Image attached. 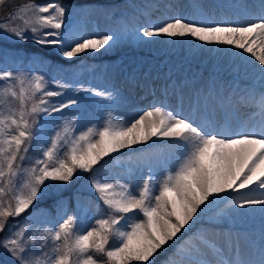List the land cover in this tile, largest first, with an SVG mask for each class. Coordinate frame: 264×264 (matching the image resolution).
Masks as SVG:
<instances>
[{
    "label": "snow or ice",
    "instance_id": "6c2138e0",
    "mask_svg": "<svg viewBox=\"0 0 264 264\" xmlns=\"http://www.w3.org/2000/svg\"><path fill=\"white\" fill-rule=\"evenodd\" d=\"M65 18L66 8L59 0L43 5L29 2L10 14L6 23H0V30L20 41H27L25 33L30 32L36 44L56 48L68 60L89 51L99 52L119 39L114 34L64 32ZM141 32L148 38L191 37L205 44L240 49L249 54L250 62H256L264 88V0L259 14L245 24H197L174 17ZM0 81V232H10L0 240V247L18 264H153L157 254L171 247L170 242L178 241V234L199 219V212L229 189L233 193L247 190L238 197H228L233 211L258 207L264 218V91L258 96L252 92L247 98L261 117L251 130L216 131L210 121L197 124L163 106L142 110L131 120L109 112L102 125L81 130L78 119L63 115L79 101L69 98L54 103L50 99L62 97L70 84L11 71H0ZM78 91L102 100L114 99L106 90ZM54 113L62 114V122L48 142L47 120L40 117ZM154 138L169 139L183 150L177 166L162 179L149 175L134 188L118 178H101L95 166L105 157ZM33 147H39L41 154L29 161L30 167H22ZM78 173H92L90 187L106 209L104 218L96 219L94 226H78L73 216L54 228L30 233L29 225L8 223L9 217L21 216L44 194L47 182L66 184ZM49 241L50 250L39 254L30 250L37 245L47 248ZM256 247V260L240 259L238 246L236 258L226 259L215 241L199 236L179 243L167 264H264V234Z\"/></svg>",
    "mask_w": 264,
    "mask_h": 264
},
{
    "label": "rangeland",
    "instance_id": "374dc122",
    "mask_svg": "<svg viewBox=\"0 0 264 264\" xmlns=\"http://www.w3.org/2000/svg\"><path fill=\"white\" fill-rule=\"evenodd\" d=\"M48 2L51 1L37 4L43 5ZM261 2L262 0H124L123 7L110 15L97 3L72 5L60 2L66 8L62 31L83 36L114 34L119 37L111 47L106 45L99 52H92L89 55L90 58L92 55L104 56V60L93 66V60L86 59L73 71L60 70L50 66L48 60L37 53L24 55L9 51L4 47L2 40H12L16 37L0 30V71L24 73L28 76L44 75L48 79L70 84L71 88L65 89L62 97L50 99L54 103L69 98L77 99L78 105L66 109L63 115L70 114L78 119L81 130L92 124L102 125L109 112L118 118L131 120L142 110L152 106H163L172 110V107L181 105L188 111V115L183 117L187 116L190 120L195 114L206 116L213 109L223 115L221 119L215 120L217 124L224 122L227 127L234 129L246 124L252 128L261 119L260 114L251 120L249 118L251 113L245 112L248 107L243 105L239 108V102L235 101L242 98L239 97L240 92H245L249 96L252 91L245 84L246 87L242 89H234L237 85L241 86V83L235 80L237 76L242 80L250 79L256 73L253 78L260 79L259 72L249 66L252 62L248 53L241 51L239 56H234L231 55L229 46L205 44L191 37L173 38L164 35L143 37L141 29L158 25L174 17H184L197 24L241 25L259 14ZM28 3H21L8 13L0 15V23H6L10 14ZM27 15H31L30 10L27 11ZM15 23L19 24L20 21L17 20ZM25 35L31 37L32 34L26 32ZM197 49L202 50L201 54H197ZM215 50L225 51L222 61L219 62L215 58ZM232 51L235 53L238 49L232 46ZM193 64L196 65L195 75H192L190 70ZM158 75H162L166 81L179 82L170 86L161 85L157 80ZM2 83L0 81V84ZM50 87L56 90L55 85ZM82 88L112 92L114 99L102 100L91 93L78 91ZM132 88L137 89V93L141 95L136 97L129 94L127 91H132ZM130 102L137 105L129 106ZM144 102L148 103L142 108L140 105ZM149 102L152 105L149 106ZM101 109H104L103 113ZM40 119L47 120V135L50 142L56 126L62 122V114L54 113L51 117ZM157 141L165 145L164 157L157 160L154 165L145 167L134 163L127 158L126 153L129 149H125L120 153L111 154L113 167L110 176L129 182L134 188L139 187L143 179L149 175L154 180L162 179L168 170L177 166L183 150L169 139L162 138ZM25 164L26 161L22 163V167H25ZM246 191L233 193L229 189L224 192L222 200L215 199L213 207L204 208L198 213L199 219H196L195 223L190 222L193 231L191 230V235H186L181 243L189 238L203 236L215 241L223 249L226 259L236 258L237 246L240 259L245 261L258 259L256 246L264 234V218L261 216L260 208H236L233 211L229 206V196L238 197ZM104 211L105 209L98 206L87 208L83 216L84 221L79 226L91 224L92 220ZM64 215L75 217L72 211ZM0 252H3L2 256L7 254L2 247Z\"/></svg>",
    "mask_w": 264,
    "mask_h": 264
},
{
    "label": "trees",
    "instance_id": "16d2710c",
    "mask_svg": "<svg viewBox=\"0 0 264 264\" xmlns=\"http://www.w3.org/2000/svg\"><path fill=\"white\" fill-rule=\"evenodd\" d=\"M51 0H0V15L8 13L17 5L24 2H34L41 3ZM66 4L82 5V4H93L99 3L106 14L110 15L114 12H117L120 7H123L124 0H59ZM4 47H7L9 51H15L20 54L29 55L30 53H37L43 58H46L49 62V65L52 67H57L64 71H73L78 68L83 61L86 59L93 60V66L99 65L103 60L104 56L91 55V51L78 55L77 57L72 58L71 60L64 59L58 54V50L53 47H44L36 44L31 37L27 41H20L18 38L12 40H2ZM195 67L193 64L190 66L192 75H195ZM84 97L87 99L85 93ZM104 109H101L103 113ZM165 145H161L157 139L149 141L147 144L136 145L129 149L126 153L127 158L133 160L136 164L144 165L145 167L149 165H154L157 160L163 158V148ZM41 154L39 147H33L29 149L28 157L29 159L25 160V167H30L29 161L36 156ZM111 155L105 157L101 161L100 165L95 166L99 169V175L103 179L109 181L114 180L113 176L111 177L112 162ZM102 165V166H101ZM95 170V169H94ZM92 173H78L74 176L73 180L68 183L62 182H47L48 187L44 188V194L40 196L36 202L25 213H22L19 217H9L8 223L13 224L17 221L22 225H29V233L36 229L43 230L44 228H54L59 223L63 222L67 217L64 214H69V211H72L77 218L78 226L82 221H84L83 216L85 215L86 209H92L96 206L105 209L103 202L99 200L98 195L90 187V178ZM84 189V190H83ZM91 189V190H90ZM86 193V194H85ZM85 194V195H84ZM225 193H221L220 197L217 198L218 201L223 199ZM7 200L8 197H5ZM81 199V200H78ZM78 202V205L77 203ZM84 202V203H83ZM207 203V202H206ZM83 204V205H82ZM68 205V206H67ZM82 205V206H81ZM214 202L208 204L207 209L213 207ZM77 210V212H76ZM106 215V209L103 214H99L92 220L91 224L88 223L85 227L94 226L95 220L104 218ZM64 216V217H63ZM82 217V218H81ZM64 218V219H63ZM87 223V222H86ZM191 230L187 231L182 230L178 234L179 240L175 242H170L171 247H167L166 250H162L153 258V264H167L168 257L173 253L175 247L182 242L186 235H191ZM193 231V230H192ZM10 232L8 229H5L4 232H0V240H3L5 236L9 235ZM27 234V233H26ZM1 248V247H0ZM51 242L47 248H40L38 245L30 250L39 254V252L50 250ZM4 249V248H3ZM7 251L6 249H4ZM3 252H0V264H18L17 260L12 257L11 253L7 251L5 256H2Z\"/></svg>",
    "mask_w": 264,
    "mask_h": 264
},
{
    "label": "bare ground",
    "instance_id": "6f19581e",
    "mask_svg": "<svg viewBox=\"0 0 264 264\" xmlns=\"http://www.w3.org/2000/svg\"><path fill=\"white\" fill-rule=\"evenodd\" d=\"M74 5V4H73ZM227 20V19H226ZM226 22V21H225ZM199 46H202V45H199ZM226 47H228L229 45H225ZM226 47H224V48H226ZM204 48V47H203ZM211 48V47H210ZM214 49V48H213ZM216 49V48H215ZM200 50L201 49H197V54H201V52H200ZM205 50V49H204ZM224 50V49H223ZM229 50H230V53H231V55H234V56H239V54L241 53V50L240 49H238V51L237 52H233L232 51V46H229ZM202 51V50H201ZM214 54H215V58L217 59V61H222L223 59H224V55H225V51H221L220 52V50H215V52H214ZM256 62H254V61H252V63H249V66L251 67H254V64H255ZM256 70H257V72H259L258 71V66L257 67H254ZM256 74V73H255ZM255 74H253V76L255 75ZM153 77H154V75H152ZM253 76L250 78V79H241L240 77H236V81H238V82H240L241 83V86H235V88L234 89H236V88H240V89H242L243 87H246V86H244V84L245 85H247V87L249 88V89H251V91L252 92H255L256 94H257V96L259 95V93L261 92V91H264V88H262V86H261V82H260V79L258 78V79H255V78H253ZM158 82L161 84V85H167V86H170V85H175L177 82H179L178 80H174V81H166V80H164L163 78H162V75H158ZM132 90V92H133V94L132 95H136V97H138V96H140L141 94H139V93H137V89H134V88H132L131 89ZM165 92V91H164ZM238 93H239V91H237ZM143 93V92H142ZM245 95H246V98L244 99V97H245ZM159 96V95H158ZM180 97V96H179ZM239 97H242L241 99H237V100H235L236 102H239V105H238V107L240 108V107H243V105H245L246 107H248V109H246V111L245 112H248V113H251V115L249 116V118L251 119V120H254V117H257L258 115H259V109L256 107L255 108V106L254 105H252V104H250V103H248L247 102V98L249 97L245 92H240L239 93ZM142 98V97H141ZM176 98V97H175ZM156 102V101H155ZM146 103H148V102H144L142 105H140L142 108H144V105L146 104ZM128 105L129 106H135V105H137V103L136 104H134L133 102H130V103H128ZM150 105H152V103L151 102H149V106ZM250 107V108H249ZM237 109V108H236ZM253 109H254V111H253ZM172 111L174 112V113H179L181 116H184V115H188V111H187V109L185 108V106L184 105H181V106H179V107H172ZM238 111V110H237ZM243 111V110H242ZM245 112H244V116L246 115L245 114ZM129 113V112H128ZM192 113V112H191ZM129 116V115H128ZM195 116H197L196 114L191 118L192 119V121H194L195 123H197V124H199V123H202V122H204V121H210L211 122V125H212V128L213 129H215L216 131H224V130H230V132H232V133H236V132H240V131H243V130H245V129H247V130H251V127L250 126H248V125H246V124H244L243 126H241L240 128H238V129H234V128H229V127H227L226 125H225V123L224 122H219V124H217L216 122H215V120H219V119H221L222 117H223V115H221L219 112H218V110H213V109H211L210 111H209V113L206 115V116H197L196 118H195ZM98 117V116H97ZM187 117V116H186ZM212 119H211V118ZM210 130H212V129H210ZM31 149V148H30ZM28 159H29V157H28ZM84 190V189H83ZM91 190V189H90ZM86 194V193H85ZM84 194V195H85ZM78 200H81V199H78ZM77 203V205H78V202H76ZM84 203V202H83ZM83 205V204H82ZM81 205V206H82ZM68 206V205H67ZM76 212H77V210H76ZM73 213V212H72ZM82 218V217H81Z\"/></svg>",
    "mask_w": 264,
    "mask_h": 264
}]
</instances>
